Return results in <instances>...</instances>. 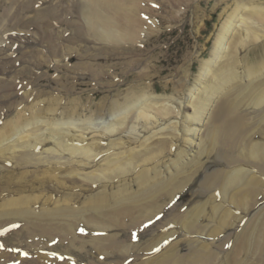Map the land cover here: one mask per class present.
Masks as SVG:
<instances>
[{
  "label": "bare ground",
  "instance_id": "1",
  "mask_svg": "<svg viewBox=\"0 0 264 264\" xmlns=\"http://www.w3.org/2000/svg\"><path fill=\"white\" fill-rule=\"evenodd\" d=\"M140 1L78 0L75 23L97 42H134L145 28ZM232 5L210 58L199 67L200 87L190 88L189 99L162 97L149 85L119 103L95 105L88 117L79 105L49 100L39 109L33 106L29 118L20 112L5 122L0 129V264H220L232 246L233 224L241 219L229 208L232 225L208 224L207 217L215 218L222 203L239 211L263 203L240 233L241 247L253 248L254 234L264 227L249 225L253 219L264 222V53L250 63L248 52L264 43V0ZM188 85L180 80L177 88L186 91ZM107 112L124 116L98 123L103 126L89 133L88 127L71 128L75 116L80 121L86 116L88 126ZM180 114V121H171ZM181 121L192 139H183ZM197 122L200 129L191 127ZM35 124L50 129L28 133ZM15 136L17 144L10 141ZM194 137L199 140L194 149L181 148L182 140L192 146ZM53 139L81 160L63 163L55 154L42 155L60 153L53 147L31 150ZM171 152L175 157L168 158ZM213 165L219 167L210 171ZM51 182L57 187L49 188ZM63 186L71 191L56 190ZM186 189L192 191L190 204L181 203Z\"/></svg>",
  "mask_w": 264,
  "mask_h": 264
},
{
  "label": "rangeland",
  "instance_id": "2",
  "mask_svg": "<svg viewBox=\"0 0 264 264\" xmlns=\"http://www.w3.org/2000/svg\"><path fill=\"white\" fill-rule=\"evenodd\" d=\"M234 1L147 0L144 5L141 0L140 10L146 13L143 17L146 30L143 28L142 38L127 42L122 46H112L108 43L97 42L92 36L88 37L79 31L73 12L78 0H0V129L6 121L11 120L20 112V115L25 114V117L29 118L33 106H35L34 109L36 107L39 109L41 106L49 105L47 103L49 100L52 103L56 101L62 104L61 106L79 105L83 111H86L84 114L88 117L89 110H96L95 105L108 101L119 103L129 92L135 89L143 90L149 85L162 97L178 99L177 102L184 101L185 96L189 99L191 97L190 88L200 87L199 67L202 62L210 58L214 41L227 16L225 12L232 11ZM263 45L264 43L259 41L256 48L252 47L248 52L250 63L264 53ZM227 47H229L228 44ZM186 69H189L191 73L184 72ZM186 79L189 84L188 89L185 91L184 88H177L179 81ZM192 112L193 110L189 109L188 113ZM106 116H109L107 120ZM123 116L110 115L107 112L95 121L96 124H91L92 126L90 124L87 126L84 122L86 116H81L83 121L75 116V120H72L75 123L70 126L75 127V130L79 128L84 131L88 130L87 133H89L94 127L98 129L103 126L98 123H109L112 118L116 121ZM181 116L182 114L178 118L172 117L171 121H180ZM168 124L164 123L162 126H168ZM184 126V122L181 121L180 133ZM67 127L68 125L65 126ZM87 127L88 129L85 130ZM191 127L201 128L198 122ZM37 128L43 131L50 129L47 125L42 129V126L35 124L27 128L28 133L30 130L35 129L36 131ZM89 135L85 136L90 138ZM189 135L187 136L183 130V139L187 137L192 139ZM118 136H120L119 133L114 137ZM57 138L60 139L59 136ZM194 139L192 146L185 144L182 140L184 144L181 148L192 147L194 149L199 142L196 137ZM17 140L18 137L15 136L10 141L17 144ZM60 140L63 141V139ZM54 141L56 143V139L48 140L39 149L31 150L41 153L53 147L60 153L50 152V154L43 153L42 155L52 157L55 154L57 159L63 163H66V160L74 162L81 160L80 154L69 151L70 147L66 148L65 144L60 145V148ZM85 141L86 143L91 142L88 139ZM83 144L85 143H79V145ZM87 157L88 155L84 159H88ZM169 157H175L173 152L169 154ZM213 159L214 157L208 158V160ZM63 163L60 167H64ZM73 165L76 166L75 163ZM71 166L72 164L67 167ZM217 167L219 166H211L210 171ZM55 182H51L53 186L49 184L48 187L51 189L57 187ZM235 188H230V190ZM59 189L56 188L63 194L71 191L66 186ZM88 194L86 193L85 196ZM181 199V203L190 204L193 201L192 191L186 189ZM229 205V203H222L223 207L219 205L216 208L215 218L210 215L207 217L208 224L221 226V228L232 225L234 222L232 216L241 217L233 224L236 228L231 237L232 246L224 254L220 264H264L260 260L261 251H264V227L260 229L258 235L254 234V240L251 241L252 249L248 251L249 247L247 249L245 244L244 247L240 245V233L263 203L249 211H247L249 208L247 205L246 212L241 209L240 211L234 210ZM229 208L234 215L228 212ZM209 211L210 209L207 210ZM225 212L227 214H224ZM221 219H223L222 223L219 222ZM262 220L253 219L249 225L262 227L264 223ZM209 238H204V240L214 239ZM222 238L224 234L220 236V239ZM92 255H95L93 251Z\"/></svg>",
  "mask_w": 264,
  "mask_h": 264
}]
</instances>
